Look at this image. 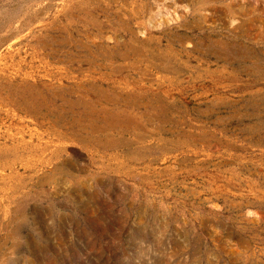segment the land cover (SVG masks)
<instances>
[{
  "label": "rangeland",
  "instance_id": "374dc122",
  "mask_svg": "<svg viewBox=\"0 0 264 264\" xmlns=\"http://www.w3.org/2000/svg\"><path fill=\"white\" fill-rule=\"evenodd\" d=\"M0 264H264V0H0Z\"/></svg>",
  "mask_w": 264,
  "mask_h": 264
}]
</instances>
